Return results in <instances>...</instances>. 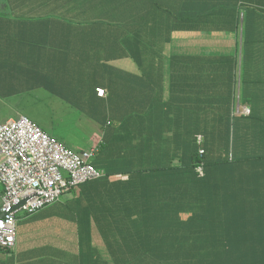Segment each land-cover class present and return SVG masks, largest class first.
Masks as SVG:
<instances>
[{"label":"crops","instance_id":"obj_1","mask_svg":"<svg viewBox=\"0 0 264 264\" xmlns=\"http://www.w3.org/2000/svg\"><path fill=\"white\" fill-rule=\"evenodd\" d=\"M127 1L130 0H0V124L24 115L30 99L43 98L45 92L61 97L45 85L35 86L39 79L43 82V76L38 79L35 73H57L63 65L73 71L97 73L93 74L90 89L85 90L90 100L73 96L69 100L61 98L75 108L88 111L92 121L98 124L99 129L95 131L102 134L91 148L107 142L116 146L114 151L123 144L128 126L134 131L152 126L149 113L154 99V104L159 106L162 100L161 104L165 105L161 131L164 135L183 137L195 131L198 141V137L204 135L206 123L204 116L197 115L194 108L205 106L207 101L216 102L209 98L212 85L219 88L220 101L227 98L232 88L240 95L243 61L247 56L255 64L253 71L250 65L247 66V75L262 82L260 86L264 87V0H206L204 3L200 0H160L163 9H158L154 0H149L148 4L137 0L132 8L126 9ZM167 6L172 11L167 10ZM221 7H227L226 12H220ZM242 7L255 8L261 13L246 16L243 13L246 9ZM185 8V13L197 17L183 18L185 13L180 14V11ZM113 26L128 30H107ZM231 27L238 28V34L231 32ZM246 37L252 41L247 56L243 52ZM141 39L150 40V49H147L150 60L156 56L161 62L152 63L146 58L140 63L130 57L129 44H132V51L136 49L139 53ZM234 48L238 50V70L230 64L225 67L219 64L221 54L231 53ZM121 55L129 58L118 60L117 56ZM168 58L179 62H169ZM147 72L162 75L146 82L142 80V74ZM98 89L105 93L98 95ZM88 102L90 107L85 106ZM165 142L168 147L174 145V141ZM95 159L92 164L96 167ZM107 169L101 177L81 184L66 202L60 200L32 215H20L16 247L14 250L0 248V264H94L95 257V264H105L108 244H101L89 236L90 231L99 230L94 221L100 209L120 217L122 221L117 222V230L138 236L131 243L134 255L124 245L117 244V251L121 252L117 263H125L126 258L144 263L155 256L158 251L155 241H148L153 248L148 250L147 244L139 238V232L154 230L156 226L151 220L144 223L136 219L140 210L135 201L140 199L137 184L143 179L154 185L156 182L144 175L142 178L128 174L109 175V167ZM169 183L174 185L177 181L169 179ZM206 191L211 194L212 186ZM2 203L0 195V210ZM137 205L143 204L139 201ZM58 208L63 212L57 214ZM191 212L187 211L188 214ZM223 214L224 209H207L204 215L208 218H202L204 222H211L203 229L207 228L211 237L219 233V241L198 231L194 244L188 241V236H183L182 229L176 240H167L165 246L174 244L172 250L177 255L195 261L197 258L190 256L195 248L211 254L218 249L228 251L231 242L238 248L239 238L231 240L226 235L225 221L220 218ZM43 228L57 231L54 237L64 244H55L51 240L53 234ZM73 234L77 235L76 242H73ZM260 234L258 246L262 247L264 234ZM149 237L155 240L153 235ZM256 237L251 236L250 240L243 237L245 241L239 246L254 248ZM97 242L100 244H95ZM93 245L98 249L96 253ZM221 254L226 253L217 254L219 259Z\"/></svg>","mask_w":264,"mask_h":264},{"label":"trees","instance_id":"obj_2","mask_svg":"<svg viewBox=\"0 0 264 264\" xmlns=\"http://www.w3.org/2000/svg\"><path fill=\"white\" fill-rule=\"evenodd\" d=\"M148 1L142 0L146 4ZM154 1L158 9L164 8L162 1ZM136 2L137 0L127 1L126 9L132 8L131 5ZM200 2L204 3L206 0H200ZM168 9L172 11L167 6ZM242 9H246L243 12L247 14L246 16L261 13V10L255 8L242 7ZM214 10L218 9L214 8ZM226 10L227 7L219 9L220 12H226ZM186 11L187 8L182 9L180 14ZM187 17L194 19L197 16L185 13L183 18ZM114 28L122 32L128 30H118L114 26L107 30L113 31ZM230 31L238 34L236 27H231ZM149 42L150 40L144 39L139 41V53H136V49L132 51V44H129L130 57L140 63H143L146 58L152 63L161 62L160 57L156 59L155 56L151 61V57L147 55V49H150ZM243 45V52L247 56L248 50L252 47V41L246 37ZM221 55L219 58L221 66L230 64V67L238 70L239 58L236 48L231 53L223 52ZM128 58L123 55L117 56L118 60L126 61ZM168 59L169 62H179L174 58ZM243 64V90L240 95L235 88H232L233 91L230 90L223 101H207L205 106L197 105L194 108L197 115L204 116V123H206L203 127L204 135L201 143L197 141L196 133H193L195 131H192V128L191 134L183 137L164 135L161 132L166 112L165 105L161 104L162 100L158 96L159 106L154 104L156 99L150 104L152 105L149 113L152 121L150 128L134 131L128 126L119 150L114 151L116 146L107 142L98 145L100 150L95 159L98 169L108 170L109 167V175L128 174L137 178H142L144 175L156 182L154 185L143 179L136 185L139 187L140 199L135 201V206L140 210V216L136 217L138 221L148 223L151 220L156 226L154 230L147 229L139 232V238L147 244L150 251L153 248L148 241H155L158 251L144 263L135 262L133 258L132 260L126 258L125 263L122 264H264V244L262 247L258 246L261 239L260 233L264 234V87L260 86L262 82L254 81L247 75L249 71L246 69L247 66L250 65L251 71L255 66L248 56ZM93 74L97 73L73 71L69 70V66L63 65L57 73L36 72L38 79L39 76H43V82L39 79L35 86L45 85L48 90L61 95L66 100H69L71 96L90 100L85 90L90 89L89 85L92 86ZM160 75L162 74L147 72L142 74V80L147 82L149 78ZM239 99L241 105L250 107V114H244L238 109ZM166 140L174 141V145L168 147ZM169 179L177 183L171 185ZM209 186H212V193L208 195L206 190ZM139 201L143 204L141 207L137 205ZM207 209H214V211L224 209L225 214L220 218L225 221L226 235L228 234L231 240L235 237L239 238L238 248H234L233 242L229 244L228 251L218 249L212 254L201 248H195L190 255L197 258L195 261L183 255H177L172 250L175 248L174 244H171L172 248L165 246L164 242L175 241L176 235H180L182 229L183 236H188V241L194 244L197 239L195 234L198 231L203 232L209 239L219 241L221 238L219 233L211 237L210 231L207 228L203 229V226L207 227L211 224L202 220V218H208V215H204ZM104 210L100 209L99 215L95 217L94 224L99 230L90 231L89 236L90 239L101 244H108L105 264H120L117 263V256L121 253L117 251L119 249L117 244L124 245L128 252L134 255L131 243L135 242L138 236L117 230L119 226L117 222L122 220L116 215L107 214L109 211ZM191 210L192 212L188 214L187 211ZM34 213L21 215L24 217ZM150 235H153L155 240L149 237ZM250 235L254 239L257 235L255 241L257 246L250 249L240 247V243L245 241L242 238L250 240L252 239ZM98 242L95 244L99 245ZM208 244L214 243L208 242ZM97 250V247L93 245L94 253ZM219 253L226 254H221L219 259L217 257ZM95 261L96 257L94 264Z\"/></svg>","mask_w":264,"mask_h":264},{"label":"built area","instance_id":"obj_3","mask_svg":"<svg viewBox=\"0 0 264 264\" xmlns=\"http://www.w3.org/2000/svg\"><path fill=\"white\" fill-rule=\"evenodd\" d=\"M242 112L250 110L244 107ZM99 146L72 151L26 115L0 124V248L14 250L21 214L56 203L66 192L104 174L92 164Z\"/></svg>","mask_w":264,"mask_h":264},{"label":"rangeland","instance_id":"obj_4","mask_svg":"<svg viewBox=\"0 0 264 264\" xmlns=\"http://www.w3.org/2000/svg\"><path fill=\"white\" fill-rule=\"evenodd\" d=\"M212 86L210 90L211 97L209 98L215 99L214 101L216 102H221L217 94L219 88ZM45 93L43 98H38L37 100L30 99L27 110L23 114L28 116L34 123L38 124L44 131L54 137L56 136L59 141L72 151L80 152L81 150H89L92 144L99 142L102 132L95 131L99 129V126L97 127L98 124L96 125V122L92 121L88 115V111H83L81 108L71 106L65 99L61 98L62 96L58 97L49 92ZM89 105H91L90 102L85 104L86 107H90ZM238 109L242 111L243 105L239 106ZM76 189L66 192L61 197V200L66 202L74 195ZM62 210L63 209L58 208L56 213L60 214L63 212ZM43 229L51 232L47 228ZM51 233L53 234L51 240L55 244H64L59 238L54 237L55 234H58L57 231ZM76 241L77 235L73 234V242ZM32 242L33 241H31V243ZM36 242L39 243L37 240Z\"/></svg>","mask_w":264,"mask_h":264},{"label":"clouds","instance_id":"obj_5","mask_svg":"<svg viewBox=\"0 0 264 264\" xmlns=\"http://www.w3.org/2000/svg\"><path fill=\"white\" fill-rule=\"evenodd\" d=\"M99 90H100V89H98V95H99ZM104 93H105V91H104ZM244 107H247V108L250 110V108H249L248 106H243V108H244ZM250 112H251V110H250ZM250 112H249L248 114H250ZM198 142H199V141H198Z\"/></svg>","mask_w":264,"mask_h":264}]
</instances>
